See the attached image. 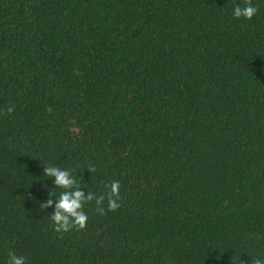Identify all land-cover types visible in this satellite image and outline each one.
<instances>
[{
  "label": "trees",
  "instance_id": "trees-1",
  "mask_svg": "<svg viewBox=\"0 0 264 264\" xmlns=\"http://www.w3.org/2000/svg\"><path fill=\"white\" fill-rule=\"evenodd\" d=\"M47 166L95 194L82 228L55 230ZM9 252L264 262V0H0V264Z\"/></svg>",
  "mask_w": 264,
  "mask_h": 264
},
{
  "label": "clouds",
  "instance_id": "clouds-1",
  "mask_svg": "<svg viewBox=\"0 0 264 264\" xmlns=\"http://www.w3.org/2000/svg\"><path fill=\"white\" fill-rule=\"evenodd\" d=\"M256 13V8L251 3H245L243 7L236 5L232 9V15L236 18L244 17L250 19ZM8 111L11 112L12 108L9 107ZM45 175L52 178L53 183L64 189L59 194L56 200L55 212L51 219L55 225L56 231H68L72 225L83 227L87 219L86 214L82 209V202L87 200L91 201L94 198V193L85 196L79 188L69 192L67 189L74 183L72 175L69 174L67 169H61L55 166H47L44 169ZM111 196L107 199V207L111 209L117 208L119 205L116 199L112 197L118 196L119 182L112 181L110 184ZM105 197L103 194L95 196V203L97 206L102 204ZM51 204V201L48 202ZM98 211H103L102 207H98ZM7 264H26L25 257L22 255H16L14 252H9ZM256 264H264L261 260H257Z\"/></svg>",
  "mask_w": 264,
  "mask_h": 264
}]
</instances>
